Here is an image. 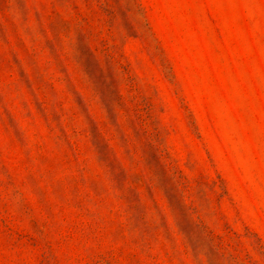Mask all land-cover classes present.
Segmentation results:
<instances>
[{"label":"rangeland","instance_id":"rangeland-1","mask_svg":"<svg viewBox=\"0 0 264 264\" xmlns=\"http://www.w3.org/2000/svg\"><path fill=\"white\" fill-rule=\"evenodd\" d=\"M0 264H264V0H0Z\"/></svg>","mask_w":264,"mask_h":264},{"label":"trees","instance_id":"trees-1","mask_svg":"<svg viewBox=\"0 0 264 264\" xmlns=\"http://www.w3.org/2000/svg\"><path fill=\"white\" fill-rule=\"evenodd\" d=\"M103 52L106 53V56L109 57V59L111 60V62H115V63H120V60L119 59H116L115 56L113 54H110L108 52V49H103ZM122 68H123V73L126 74L127 73V69L122 65ZM173 179H175L177 182L179 181L180 182V179H181V176L177 175V172L173 173ZM178 182V183H179ZM201 229H202V234H203V237L205 239H209L213 244H217V246H221L223 243H224V238L222 236H217L211 232H209L204 226H201ZM227 246H230V245H227Z\"/></svg>","mask_w":264,"mask_h":264}]
</instances>
